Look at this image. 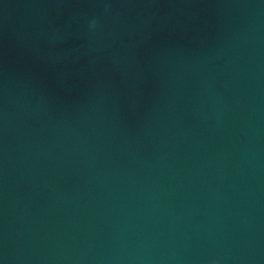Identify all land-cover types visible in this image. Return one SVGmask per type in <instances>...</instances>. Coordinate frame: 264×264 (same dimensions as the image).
Here are the masks:
<instances>
[{"label":"water","instance_id":"water-1","mask_svg":"<svg viewBox=\"0 0 264 264\" xmlns=\"http://www.w3.org/2000/svg\"><path fill=\"white\" fill-rule=\"evenodd\" d=\"M0 264H264V0H0Z\"/></svg>","mask_w":264,"mask_h":264}]
</instances>
